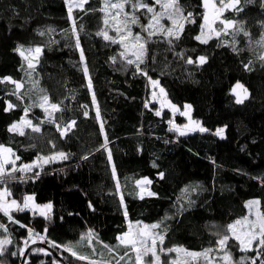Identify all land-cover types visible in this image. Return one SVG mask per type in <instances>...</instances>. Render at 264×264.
Segmentation results:
<instances>
[{
  "label": "trees",
  "instance_id": "obj_1",
  "mask_svg": "<svg viewBox=\"0 0 264 264\" xmlns=\"http://www.w3.org/2000/svg\"><path fill=\"white\" fill-rule=\"evenodd\" d=\"M176 1L182 31L147 34L136 66L121 58L102 0L73 10L68 0H0V146L19 163L38 160L0 179V190L53 205L48 217L0 209V264H22L26 243L44 234L67 264H135L119 241L132 223L158 225L162 264L175 248L264 264V225L251 248L229 232L253 208L264 217V0H237L223 15L233 27L209 35L204 0ZM136 16L134 32L146 33L150 18L143 9ZM34 47L42 52L31 67L21 50ZM6 78L23 83V94ZM151 80L190 105L204 129L176 131L172 120L183 116L147 104ZM236 83L248 90L243 102ZM45 99L56 106L50 114ZM144 178L152 196H139ZM26 264L61 263L35 248Z\"/></svg>",
  "mask_w": 264,
  "mask_h": 264
},
{
  "label": "rangeland",
  "instance_id": "obj_2",
  "mask_svg": "<svg viewBox=\"0 0 264 264\" xmlns=\"http://www.w3.org/2000/svg\"><path fill=\"white\" fill-rule=\"evenodd\" d=\"M87 0H68L70 9L83 8ZM204 34H219L226 32L233 27L232 21H226L223 18L225 11L233 10L237 5V0H204ZM141 9L145 10L150 18V23L146 28V33H136L133 30L136 21V13ZM103 18H105L108 30H113V34L122 42L124 49L121 58L139 66L143 62V56L147 52V40L145 36L163 35L166 37L177 36L183 29L184 16L176 0H102ZM42 48H26L21 53L31 67H35L37 59L41 56ZM201 63L204 59L199 60ZM9 80L15 86L18 94H23L26 87L23 83ZM27 88H31L30 86ZM233 94L238 102L245 101L248 96V90L240 83L233 87ZM147 104H156L159 113L169 110L173 116L178 114L185 118L181 124L172 120V127L180 134H190L196 131H202L204 128L201 123L192 117L191 106L186 104L183 107L173 103L168 97L165 89L161 87L158 81H150V90L147 98ZM40 106L50 114L56 109L47 99L43 100ZM11 108V105H9ZM26 121L27 118H25ZM66 128L63 129L65 133ZM218 132L223 136L224 128ZM38 160L30 163H19L17 157L11 149L0 146V179L7 177L14 178L19 173H25ZM25 171V172H24ZM139 196H152L151 182L148 179L138 181ZM187 193V191H185ZM0 209L5 214H12L20 209H28L43 217L52 214L53 205L51 202L38 203L32 194L26 195L22 202L11 199L8 190H0ZM264 217L253 208L249 215L229 227L230 234L237 238L244 248H251L263 233ZM162 234L158 225H140L132 223L126 233L119 236V241L123 245L131 247L135 254V264H162L161 258L157 252V242ZM225 245V239L222 240V249ZM175 257L169 264H227L230 261L229 254L215 252L211 255L209 252H193L182 248H175Z\"/></svg>",
  "mask_w": 264,
  "mask_h": 264
},
{
  "label": "water",
  "instance_id": "obj_3",
  "mask_svg": "<svg viewBox=\"0 0 264 264\" xmlns=\"http://www.w3.org/2000/svg\"><path fill=\"white\" fill-rule=\"evenodd\" d=\"M35 248H42L44 250H47L50 254H52L61 264H67L64 260V258L56 251V249L54 247H52V245L50 243L47 242V237L46 234H44V236L35 242L26 243V249L25 252L23 254V258H22V264H26V259L29 255V253L34 250Z\"/></svg>",
  "mask_w": 264,
  "mask_h": 264
},
{
  "label": "crops",
  "instance_id": "obj_4",
  "mask_svg": "<svg viewBox=\"0 0 264 264\" xmlns=\"http://www.w3.org/2000/svg\"><path fill=\"white\" fill-rule=\"evenodd\" d=\"M75 9H80V8H75Z\"/></svg>",
  "mask_w": 264,
  "mask_h": 264
}]
</instances>
